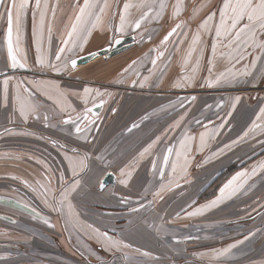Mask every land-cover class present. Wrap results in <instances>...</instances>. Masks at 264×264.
I'll use <instances>...</instances> for the list:
<instances>
[{"label": "crops", "instance_id": "0c3cea01", "mask_svg": "<svg viewBox=\"0 0 264 264\" xmlns=\"http://www.w3.org/2000/svg\"><path fill=\"white\" fill-rule=\"evenodd\" d=\"M162 1L154 0L148 9L150 17L166 12V33L158 26L145 36L148 44L162 35L156 45L139 49V20L136 48L75 68L69 62L88 53L78 46L71 51L68 39L58 38L57 26L20 27L24 35L14 40L19 59L30 69L40 64L45 75L33 82L34 97L14 87L21 74L13 72L6 88L0 83V158L7 159H0V205L7 200L23 207L10 196L21 193L12 172L31 168L25 157L16 160V152L29 150L25 138L33 136L44 142L49 159L48 149L56 156L57 216L69 241L74 233L103 252L123 253L127 245L139 250L145 244L144 221L153 229L163 221L165 233L176 241V228L188 231L187 242L196 238L189 230L194 226L205 239L212 233L203 226L226 229L215 235L227 250L236 232L230 229L247 230L261 218L242 219L249 210L264 213V0ZM204 75L212 77L211 89L197 88ZM175 119L184 126H172ZM234 165L244 167L193 213L196 195L187 196V188L198 180L204 188ZM108 173L115 184L100 191ZM184 187L183 195L176 193ZM255 231L232 240L233 257L240 245L247 250Z\"/></svg>", "mask_w": 264, "mask_h": 264}, {"label": "rangeland", "instance_id": "374dc122", "mask_svg": "<svg viewBox=\"0 0 264 264\" xmlns=\"http://www.w3.org/2000/svg\"><path fill=\"white\" fill-rule=\"evenodd\" d=\"M62 1L67 3L66 0ZM67 1L70 4L73 2V0ZM161 1L162 0H159V2ZM153 2L154 0H79L76 8L72 9L68 6L64 9H57L46 22L50 26H57L58 34L60 35L58 38L64 37L66 40L68 39L67 42L71 51L75 46H78L82 54L94 52L109 46L118 36L134 35V28L136 30L139 26L140 29L138 28L139 31L136 32V36L140 38L143 37L140 44H138L139 49L143 51L147 49V47L151 48L153 44L156 45L155 43H158L162 38V35L156 38L153 36V39H151L152 43L147 44L145 40L146 35L155 33V31L158 30V26L162 27L163 34L168 30V28H164L162 24L166 17V12L163 17L160 18H157V15H159L158 12L150 17L151 12L148 9H150V5ZM158 10L160 11V8H158ZM6 11L7 2L5 1L0 7L1 87L6 88V82L8 80L9 83L11 82V84H13V72H16L21 75H18V79L15 81L17 86L14 87L24 95L34 97L30 89L31 87L37 88L33 85V82L35 80L37 81L38 77L45 75V73H43L44 68L40 64H35V66H30L31 69L29 66H25L26 68L23 70L21 68L14 69L13 64L9 63L4 42ZM13 15L14 40L17 41L21 40V36L24 35V33H19L20 27L24 30V26L28 24L26 20H28V22L30 21L31 24L34 22L36 23V21H31V17L30 19L22 21L17 6ZM147 15L149 19L146 22ZM142 16L145 17V19L143 18L142 20ZM62 17L63 20L59 21ZM139 20L140 22L137 26ZM45 24H43V27ZM165 24L167 27V22ZM38 25H40V23H38ZM60 30L62 31L60 32ZM169 43H171V41H169ZM57 48L59 53L62 52L61 46ZM134 48L136 47L134 46L132 49ZM95 60L103 62V60L105 61L107 59L98 58ZM210 78L211 80L209 81ZM219 84L220 83L217 85ZM204 86L208 89L212 88L213 83L211 76L204 75L203 77H199L197 88ZM173 96H176L177 98L175 99L178 100L180 95L175 93ZM171 122L173 123L172 126L176 124L184 126L183 121L179 123L180 120L175 119ZM157 133L159 137V132ZM157 139H155V144L158 143ZM25 140L27 143L26 147L29 146V150L21 153L17 151L16 160L23 161L21 159L25 157L26 163L30 165L31 168H26L27 170L25 172L19 169L13 170L12 174H15V177H13V175H11V177L15 179L16 190L21 192L17 194L21 196H15L14 193L10 195L14 199H18L21 204L26 205L24 208L25 211L16 213L12 206L10 207L7 205V200L0 205V217H2V219L0 218V264H109V262L110 264H135L137 260H144L143 258L145 257H142L140 252L131 251L135 250L131 248L134 247V245H127L128 247L122 251L123 254L121 252L116 253V251L103 252L97 247L98 245L94 243L84 245L81 239L74 233H72L70 237L71 241H69L67 232L63 229L62 220L57 216L59 209L58 202L60 199L56 202L55 197L58 192L57 174L59 175V172H56L55 168L57 160L56 156L53 155L54 151L52 153L50 149L47 150L49 155H52L49 159L44 153L46 151L42 146L44 142L40 141L38 137H27ZM21 141L23 140L21 139ZM0 159L7 160L4 159L2 155ZM22 179L26 180L25 184ZM192 184L194 185L193 187L187 188V196L191 198L197 195L202 189L199 180L196 181L195 184L194 182ZM184 189L185 187L177 190L176 193L181 192L183 195L182 192ZM22 194H25V198L22 197ZM14 199L8 198V200ZM145 205L146 204H144V206ZM147 206L150 205L148 204ZM200 208V205H197L190 209H193L192 212L195 213L196 211L199 212L201 210ZM190 209H187V211ZM211 209L214 211L216 208L214 206ZM28 210L32 212L30 215L31 217L29 216ZM249 211V214L242 218L244 219L243 222H249L257 216L261 218H258L254 222V226H251L247 230L245 228L242 229L240 226L230 229L232 231H238V234L233 232L235 235L234 238L232 239L229 237L228 241L226 240L229 242L227 250H223V247H221V239H217L218 235H215L226 229L222 230L216 228L217 225H214L210 230L212 235H208V239H205V233L200 231L201 229L199 226H194L189 230L194 232L196 238L194 237V241L187 242L186 238L188 237V231L176 228L175 235L176 238L179 239V241H176V239L170 238L165 233L166 230L163 229L165 223L163 221H159V228L153 229L151 227L146 229L144 225L145 228L143 227L142 229L145 231V244L142 250L149 251L163 261H170L164 264H264V213L260 214L257 211ZM34 215L39 216V219H33ZM252 215L255 216L252 217ZM7 217L14 218V220L18 219V226L3 221ZM249 217L252 218L246 219ZM43 218L47 220L45 221ZM214 220L216 219L214 218ZM197 221L199 222L200 220L198 219ZM203 229L207 230L208 228L203 226ZM252 229L256 231L249 240L251 242H248L249 247L247 246V250L244 249L245 246L243 247L240 245L239 255L233 257L234 250L232 249L235 242L232 240L239 239L242 241L243 238L246 239L247 235H242L241 233L248 232V230L250 232ZM74 240L77 241L78 245L74 244ZM206 246L209 247L208 253L207 250L204 249ZM83 247L87 248V253L82 252L81 249ZM115 247H117V245H115ZM250 249H252V251H249ZM139 250H141V248H139ZM152 259L153 258H151V262L156 261ZM154 264L157 263L154 262Z\"/></svg>", "mask_w": 264, "mask_h": 264}, {"label": "water", "instance_id": "95a60500", "mask_svg": "<svg viewBox=\"0 0 264 264\" xmlns=\"http://www.w3.org/2000/svg\"><path fill=\"white\" fill-rule=\"evenodd\" d=\"M4 1L5 0H0V7L4 3ZM13 14H14V0H10L6 11V27H5V36H4L7 58L9 60V63H12V61H14L21 68L25 69L26 67L19 59L14 46V15ZM173 33L174 30L169 32L164 37L163 42H167ZM134 45H135V36L133 34L125 37H119L116 38L109 46H106L100 50L82 55L80 57L71 60L69 62V66L71 68H75L77 66H84L98 58L110 59L114 56H117L133 48ZM114 184H115V176L112 173H108L101 181L99 190L102 191L106 187L113 186Z\"/></svg>", "mask_w": 264, "mask_h": 264}, {"label": "trees", "instance_id": "16d2710c", "mask_svg": "<svg viewBox=\"0 0 264 264\" xmlns=\"http://www.w3.org/2000/svg\"><path fill=\"white\" fill-rule=\"evenodd\" d=\"M244 166H231L229 168L223 169L220 172L216 173V175L210 180V182L207 184L206 187L202 188L200 190V192L196 195L195 198V203L194 204H200V203H206V202H210L212 201L214 198H216V196L219 194V192L227 185L229 184V182H231V180L234 178V176L243 169ZM26 202V201H25ZM7 205H9L10 207H13V204L11 203H7ZM24 205L22 206H16L13 207V209L15 210L16 213H22L23 211H25L24 209ZM145 209L146 211H148V206L145 205ZM29 216L31 215V211H29ZM31 217V216H30ZM33 219H39V216L34 215ZM2 219V217H0ZM43 220H47L45 218H43ZM3 221H6L7 223H10L11 225H15L18 226V219L14 220V218L11 217H7L6 219H4ZM15 222V223H14ZM144 225L147 229H149V224L144 221ZM214 225L210 226L211 229ZM210 231V230H209ZM204 249H209L208 246L204 247ZM131 251H138L142 254V257L144 260H148V261H144V260H137V264H154V262H156L157 264H164V263H169L170 261H163L162 259H158L156 256H154V254L150 253L149 251H145V250H131ZM237 255H239L238 253H236ZM126 255V254H125ZM151 258H153L152 260H156L151 262ZM110 264V262H109Z\"/></svg>", "mask_w": 264, "mask_h": 264}, {"label": "flooded vegetation", "instance_id": "af4514ba", "mask_svg": "<svg viewBox=\"0 0 264 264\" xmlns=\"http://www.w3.org/2000/svg\"><path fill=\"white\" fill-rule=\"evenodd\" d=\"M5 1L7 2V6H8L10 0H5ZM78 1L79 0H73V2H71L70 4L68 3L67 0H66L67 3H65L62 0H14V11L17 6L20 12V19L22 21L25 19H30L31 17V21L35 20L36 23H40L43 26V24L47 23L46 21L53 15V13L57 9H64L67 8L68 6L74 9L77 7ZM62 20L63 17L59 19V21ZM26 23L29 24L30 21L28 22V20H26ZM45 25H49V24L47 23ZM11 64H13L14 69L21 68L14 61H12Z\"/></svg>", "mask_w": 264, "mask_h": 264}, {"label": "bare ground", "instance_id": "6f19581e", "mask_svg": "<svg viewBox=\"0 0 264 264\" xmlns=\"http://www.w3.org/2000/svg\"><path fill=\"white\" fill-rule=\"evenodd\" d=\"M15 42V41H14ZM15 46V45H14Z\"/></svg>", "mask_w": 264, "mask_h": 264}]
</instances>
